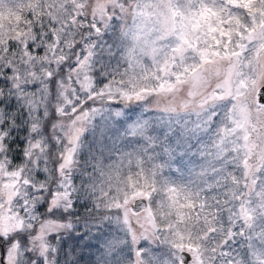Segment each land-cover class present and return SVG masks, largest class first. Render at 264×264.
<instances>
[{"label":"snow or ice","instance_id":"1","mask_svg":"<svg viewBox=\"0 0 264 264\" xmlns=\"http://www.w3.org/2000/svg\"><path fill=\"white\" fill-rule=\"evenodd\" d=\"M0 264H264V0H0Z\"/></svg>","mask_w":264,"mask_h":264}]
</instances>
